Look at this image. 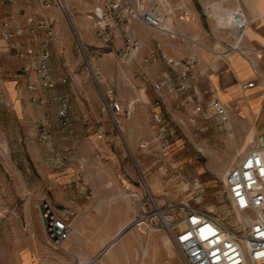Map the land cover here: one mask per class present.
Instances as JSON below:
<instances>
[{"label": "rangeland", "instance_id": "rangeland-1", "mask_svg": "<svg viewBox=\"0 0 264 264\" xmlns=\"http://www.w3.org/2000/svg\"><path fill=\"white\" fill-rule=\"evenodd\" d=\"M64 1L46 7L49 13L34 20L51 21L56 34L52 38L43 29L41 35L44 39L51 38L52 77L66 78V81L58 80L53 87H44L36 71L35 57H20L18 71L26 77L30 104L23 103V96L15 100V94L2 91L0 95V264H72L75 261V258L65 259L57 251L46 216L51 211L71 214L56 207L52 198L57 193V175L61 176L64 167L72 162L89 161L92 165L86 173L105 172L111 174V179L115 171L110 165L114 159L129 162L134 165L136 180L142 183L143 192L147 185L155 194L189 201L194 207L227 215L235 221L239 215L225 196L224 176L235 164L238 154L264 132V100L260 113L254 110L243 115L240 106L227 123L208 107L196 122L190 120L191 115L162 109L163 121L155 123L156 112L141 100L145 99L144 93L137 94L131 88L132 77H136L140 66L124 61L117 56L118 52L111 54L112 48L98 39L89 1L68 0L69 10ZM26 64L31 65L29 72L22 71ZM0 74L3 78L11 76L5 71ZM116 85L122 95L130 98L125 106L137 100L131 106V117L120 115L117 123L103 110L100 90V87ZM24 93L23 90L21 94ZM62 95L68 99L73 133L68 132L58 114ZM95 99L100 105L92 112L94 118L85 122L83 101L90 105ZM44 123L47 124L45 135ZM163 127L170 133L169 152L163 150L162 140L155 138ZM142 142H148V148H142ZM70 184H74L70 192L78 194L76 183ZM125 184L130 185L128 181ZM63 189L65 193L68 190ZM70 221L73 223L72 218ZM163 235L165 242L166 235ZM169 247L172 260L184 264L179 250L173 244Z\"/></svg>", "mask_w": 264, "mask_h": 264}, {"label": "crops", "instance_id": "crops-1", "mask_svg": "<svg viewBox=\"0 0 264 264\" xmlns=\"http://www.w3.org/2000/svg\"><path fill=\"white\" fill-rule=\"evenodd\" d=\"M181 2L185 3L191 17L176 10ZM169 3L175 8L172 14L174 34L155 30L138 20L129 26L130 34L142 43L141 48L134 59L117 56L140 66L138 74H141L132 77V91L143 92L145 99L141 100L155 112L165 109L191 115L196 104L207 106L216 94L224 102L239 103L243 115L254 110L260 113L263 109L261 83L264 81V0H169ZM210 3H216L215 11L207 16L205 7ZM237 4L243 7L250 22L242 41L243 52L234 49V29L222 20L225 9ZM45 8L40 0H0V73L5 71L6 75H11L9 78L0 76V95L2 91L15 94V100L23 96L25 105L30 104L31 92L26 88V77L18 71L22 60L10 51L9 42L2 36L3 25L8 19L13 25L21 24L25 28L21 38L25 41L28 33L35 29L29 19L49 13ZM113 52L117 50L110 51ZM172 61H180L181 65L173 66ZM187 61H191L187 76L181 78ZM251 80L256 84L242 89V83ZM170 82L176 83L174 89L169 86ZM158 83H164L162 89L156 87ZM181 85H184L183 89L179 88ZM119 89L118 97L126 105L130 98L122 95ZM187 95H191L193 101L177 109ZM95 101L90 105L83 101L85 122L94 118L96 105H100L97 99ZM91 165L89 161L72 162L55 179L57 193L52 202L62 212L71 213L69 216L75 226L71 237L58 249L61 255L65 259L100 255L98 260L102 264H181L172 260L170 245L164 242L163 232L156 231L147 237L135 227L127 228L135 217V199L130 191L143 192L142 183H137L134 165L114 159L110 165L115 171L113 179L105 172L99 175L86 173ZM70 182L76 183L78 194L70 192L74 185ZM63 187L68 189L66 193ZM88 189L90 194H87Z\"/></svg>", "mask_w": 264, "mask_h": 264}, {"label": "built area", "instance_id": "built-area-1", "mask_svg": "<svg viewBox=\"0 0 264 264\" xmlns=\"http://www.w3.org/2000/svg\"><path fill=\"white\" fill-rule=\"evenodd\" d=\"M47 8L56 1L40 0ZM91 3V11L96 19V34L104 45L117 50L120 57L134 59L138 54L141 44L129 32V26L134 21L143 22L155 30L174 34L175 19L172 16L175 11L169 0H87ZM216 3H210L205 7V14L212 15ZM176 10H180L186 17H191L181 2ZM225 25L234 29V49L243 52L242 41L244 34L250 26L243 7L237 4L225 9L222 17ZM35 25V29L27 35V40H22L25 28L11 24L8 19L2 30V36L9 42V49L18 57H35L36 71L42 85L51 88L59 81L66 78L52 77L53 68L50 64L51 38L44 39L41 30L45 29L54 36L55 30L49 19L36 21L29 19ZM155 60V59H154ZM191 61L184 63L185 68L180 73L181 78L187 76ZM173 66L181 65L180 61H172ZM31 65L26 64L22 71L29 72ZM98 74L100 72H97ZM256 84L255 80L242 83V89H249ZM263 100L264 81L262 80ZM164 83H158L156 87L162 89ZM169 86L175 88L176 83L170 82ZM33 88V85L31 86ZM184 88V85L179 87ZM118 88L100 87L102 93L103 110L108 112L117 123L120 115L130 116L132 107L124 105L118 97ZM61 101L58 114L63 120L68 132L73 133L69 124V104L65 96H59ZM193 101L191 95H187L177 105L185 107ZM208 110L219 115L226 123L232 113H237L240 104L224 102L214 94L207 106L196 104L192 109L190 120L196 122L199 115ZM162 114L156 112L153 122H161ZM47 124L44 123L43 134L47 133ZM169 132L165 127L159 132L156 140H162L163 150L171 149ZM142 148H148V142L140 144ZM225 196L229 204L243 218L237 216L235 221L227 215L213 213L212 210H202L194 207L189 201H176L168 195H160L151 192L146 186L144 192L131 190L130 195L135 199V217L127 226L135 227L147 237L156 231L163 232L169 241L179 250L184 264H264V132L242 150L235 164L228 169L224 176ZM48 231L55 243L56 249L71 237L75 226L68 215L51 211L47 213ZM77 258L72 264H102L98 257ZM129 264H134L131 262ZM143 264V262H142Z\"/></svg>", "mask_w": 264, "mask_h": 264}, {"label": "bare ground", "instance_id": "bare-ground-1", "mask_svg": "<svg viewBox=\"0 0 264 264\" xmlns=\"http://www.w3.org/2000/svg\"><path fill=\"white\" fill-rule=\"evenodd\" d=\"M64 5H65V8L67 9V10H69V1L68 0H65L64 1ZM253 27V26H252ZM254 50V49H253ZM257 50V49H256ZM255 51V50H254ZM93 68H94V65H93ZM147 186V185H146ZM148 187V186H147ZM149 188V187H148ZM150 191H151V189H149ZM238 217L240 218V219H242L243 218V216H242V214L241 213H238ZM165 239H166V244H169V245H172V243L169 241V239L167 238V237H165ZM174 249V248H173ZM171 251H172V249H171Z\"/></svg>", "mask_w": 264, "mask_h": 264}]
</instances>
